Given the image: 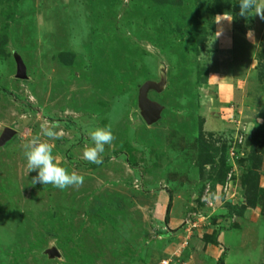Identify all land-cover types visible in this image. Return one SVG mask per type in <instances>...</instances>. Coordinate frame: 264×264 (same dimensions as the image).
<instances>
[{"label": "rangeland", "instance_id": "rangeland-1", "mask_svg": "<svg viewBox=\"0 0 264 264\" xmlns=\"http://www.w3.org/2000/svg\"><path fill=\"white\" fill-rule=\"evenodd\" d=\"M219 2L0 0V132L17 133L0 148V264H43L32 253L50 247V264H264V205L245 206L243 183L264 193V20ZM144 42L169 65L152 127L135 109L136 86L157 74ZM87 127L115 137L100 164L83 159ZM37 135L79 188L31 184L22 145ZM227 204L246 208L227 217Z\"/></svg>", "mask_w": 264, "mask_h": 264}, {"label": "clouds", "instance_id": "clouds-1", "mask_svg": "<svg viewBox=\"0 0 264 264\" xmlns=\"http://www.w3.org/2000/svg\"><path fill=\"white\" fill-rule=\"evenodd\" d=\"M239 15L247 17L250 13L264 20V0H239ZM217 24L224 20L217 16ZM221 33L217 32L216 36ZM253 33L249 31L247 38L251 39ZM56 125H41V135L51 139H59V133L55 130ZM37 135L22 145L23 155L26 159L27 173L36 172L37 175L31 180V184L37 183L42 185L51 184L54 188L64 190L69 187L79 188L83 184V177L75 171L69 172L61 166L53 155L52 145L41 139ZM87 137L91 141L90 145L83 148V159L89 163L100 164L103 162L102 154L106 145H111L115 137L110 127H87Z\"/></svg>", "mask_w": 264, "mask_h": 264}, {"label": "water", "instance_id": "water-1", "mask_svg": "<svg viewBox=\"0 0 264 264\" xmlns=\"http://www.w3.org/2000/svg\"><path fill=\"white\" fill-rule=\"evenodd\" d=\"M13 45L10 42L11 46ZM145 48L157 59V74L153 78L146 79L141 84L136 86V98H135V109L143 122L148 126L152 127L158 122L162 121L163 113L168 109V107L163 104L157 97L162 95L165 89L168 87V80L166 77V71L168 68V63L162 53L156 49L147 45L146 42L142 43ZM151 48V49H150ZM23 57L19 52H13L12 60L16 71H21L17 78L22 80H27L26 66L24 64ZM17 136V133L10 129H3L0 132V148H7L8 143L12 141ZM33 256L38 258H43V264H50L57 260L59 257L58 252L55 247L42 248L36 250L32 253ZM31 254V255H32Z\"/></svg>", "mask_w": 264, "mask_h": 264}, {"label": "trees", "instance_id": "trees-1", "mask_svg": "<svg viewBox=\"0 0 264 264\" xmlns=\"http://www.w3.org/2000/svg\"><path fill=\"white\" fill-rule=\"evenodd\" d=\"M235 6H234V0H221V2H219V8H225L224 10H226V11H228V12H231V11H233L232 9L234 8ZM198 67V68H197ZM195 68H197V71L202 75V76H205L206 74H207V68H208V65H197ZM149 79V78H148ZM202 83H200V82H198L197 84H196V87H198L199 85H201ZM2 90V89H1ZM3 92V91H2ZM162 102V101H161ZM164 104V103H163ZM74 120L71 118V120H70V122H71V125L73 124L72 122H73ZM143 125H145L144 123H142ZM258 134H260L261 133V131H256ZM261 136V135H260ZM259 138H261V137H259V136H253V139L254 140H258ZM60 147L61 146H58V149L60 150V152L61 153H64L63 154V156L64 157H66V155H67V151H63L62 149H60ZM202 148H203V150L206 152V149H205V145H202ZM67 158V157H66ZM211 163H213V159L211 158V160H208V161H203L202 160V162H201V164H200V166H197L198 167V170H201L202 172H203V170L205 169V164H210V166H212L213 164H211ZM77 166V165H76ZM86 166V165H85ZM84 166V168H86ZM221 169L222 170H226V164H221ZM208 178H209V176H208ZM221 178H222V176H221ZM221 180V179H220ZM203 181H205V180H203ZM216 182H220V181H214V183H216ZM243 183H245V185H246V188H245V206L246 207H252V208H254V207H257V206H261V205H264V193H263V191L262 190H259V188L257 187V184H256V181H255V179L254 180H252V178L251 179H247L246 177L244 178V180H243ZM204 184V183H203ZM202 184V185H203ZM245 206H242V207H240V206H237V207H235V206H230V204H227L226 205V208H227V213H226V215L225 216H227V217H231L233 214H232V209L234 210H236V211H239L240 213H242L241 211H244V209L246 208ZM235 207V208H234ZM228 210L230 211V212H228ZM105 211H109V209L108 208H106L105 209ZM121 212H124L123 210H121ZM125 213H127V211H126V209H125V212H124V215H125ZM124 215H120L119 214V210L117 209V218L118 217H121V216H124ZM225 216H223V217H225ZM112 218V216H110V219ZM31 219L33 220V218L31 217ZM109 219V220H110ZM215 223V220L213 221V225L214 226H212V227H214V231L212 232V234L211 235H207L208 236V238H207V240L208 239H211V240H209V241H211L212 243L214 242V243H216V238L218 237V235H219V233H220V231L223 229V227H218V225ZM18 233L19 232H17V234H16V237L15 238H17V236H18ZM21 236V235H20ZM18 244H17V239H16V241H15V247L17 246ZM8 246V245H7ZM6 246V247H7ZM2 249V251L4 250L3 248H1ZM70 256V255H69ZM70 258H72V260H74L75 258H74V256H71ZM85 261H87V258H85L84 259ZM90 261V260H89ZM73 263H75V261H73Z\"/></svg>", "mask_w": 264, "mask_h": 264}, {"label": "flooded vegetation", "instance_id": "flooded-vegetation-1", "mask_svg": "<svg viewBox=\"0 0 264 264\" xmlns=\"http://www.w3.org/2000/svg\"><path fill=\"white\" fill-rule=\"evenodd\" d=\"M80 138H81V136H80ZM66 157H67V159H70L73 162H82L79 158L77 159V157L75 158L72 154H69V153L66 155Z\"/></svg>", "mask_w": 264, "mask_h": 264}, {"label": "built area", "instance_id": "built-area-1", "mask_svg": "<svg viewBox=\"0 0 264 264\" xmlns=\"http://www.w3.org/2000/svg\"><path fill=\"white\" fill-rule=\"evenodd\" d=\"M194 216H195V215H194ZM194 216H193V217H194ZM184 224H185V222H184ZM186 224H189V226H188L187 229H186V232H188V231H189V228H190L191 226H194L195 222H193V220H192V221H187Z\"/></svg>", "mask_w": 264, "mask_h": 264}]
</instances>
